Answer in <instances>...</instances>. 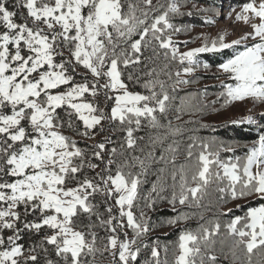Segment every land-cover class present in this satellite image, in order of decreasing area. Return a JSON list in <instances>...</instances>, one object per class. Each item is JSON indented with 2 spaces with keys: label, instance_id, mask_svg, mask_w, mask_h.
<instances>
[{
  "label": "snow or ice",
  "instance_id": "6c2138e0",
  "mask_svg": "<svg viewBox=\"0 0 264 264\" xmlns=\"http://www.w3.org/2000/svg\"><path fill=\"white\" fill-rule=\"evenodd\" d=\"M246 102L250 143L198 134ZM257 106L264 0H0V264H264Z\"/></svg>",
  "mask_w": 264,
  "mask_h": 264
},
{
  "label": "trees",
  "instance_id": "16d2710c",
  "mask_svg": "<svg viewBox=\"0 0 264 264\" xmlns=\"http://www.w3.org/2000/svg\"><path fill=\"white\" fill-rule=\"evenodd\" d=\"M200 2H204V1H200ZM217 5L218 3L215 4L216 7ZM204 6L205 7L211 6V4L207 3ZM189 9H190V4L188 8L184 9V11H188ZM179 20L180 22L194 26L193 31L191 33V37L193 38L201 33L199 28H206L207 26H209L204 22V19H202L201 15L183 17V18H179ZM188 38H189L188 34H182L179 37H177L178 40H185ZM194 44L195 43L189 44L188 47L193 46ZM205 59H208L209 61H218L221 58L219 56H212L206 54ZM213 71H215V69H213ZM189 88L191 90H195L197 88L203 90L206 88L207 89L206 102L214 101L216 99L217 94L221 90L219 88V81L212 78V72L202 74V78L200 79L199 83L196 85L189 86ZM180 94L183 95L184 92H181ZM247 103H251V102H246L244 104H237V105L246 106ZM215 107L217 109H220V111H211V109H209L208 113L203 118V123H207L208 125H210V127L201 128L198 132L199 135L209 138L215 137L218 140H223L226 142H239L241 144L250 143L251 140H253L256 137L257 133L255 129H253L254 127L252 128L248 125L236 126L230 123L231 120H229V116L232 113H236V105L230 106L228 108H220V104H216ZM187 119H189V117L185 116L184 120ZM189 127H196V125H189ZM167 214H168L167 212L161 213V215H167ZM205 215L210 216L211 213H206ZM153 218L156 219L157 217L154 216ZM223 219L226 220L227 218L225 217ZM189 223L192 227H195L197 221L192 220ZM170 232H171L170 229H164V230H159L158 232L154 233V235L160 237L161 243H167L176 239L175 235L168 234Z\"/></svg>",
  "mask_w": 264,
  "mask_h": 264
},
{
  "label": "rangeland",
  "instance_id": "374dc122",
  "mask_svg": "<svg viewBox=\"0 0 264 264\" xmlns=\"http://www.w3.org/2000/svg\"><path fill=\"white\" fill-rule=\"evenodd\" d=\"M200 1H204V2H200ZM238 2H240V0H198V6L199 7H205L204 5L207 4V3H210L211 5H215V4L218 3L217 7L218 8H222L223 11L226 12L228 10V4L229 3L235 4V3H238ZM201 17H202V19H204V17L202 15H201ZM224 23H225V21L221 20L220 23L217 24V25H209L206 28H199V29H200L201 33L215 34L219 27H223L224 26ZM195 29H196V27H195ZM229 30H231V29H229ZM198 43H199V41H197L193 46H190V47L198 46ZM182 50H184V49H182ZM251 107H252L251 103H247L246 106H244V105H236V113H232L229 116V120L239 119L240 117H242L244 115H247L248 114L247 110L249 108H251ZM255 111H256V113L264 112V107L257 106ZM253 129H255V128H253Z\"/></svg>",
  "mask_w": 264,
  "mask_h": 264
}]
</instances>
